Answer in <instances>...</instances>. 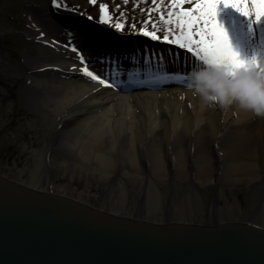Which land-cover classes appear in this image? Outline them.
<instances>
[{"label":"bare ground","instance_id":"bare-ground-1","mask_svg":"<svg viewBox=\"0 0 264 264\" xmlns=\"http://www.w3.org/2000/svg\"><path fill=\"white\" fill-rule=\"evenodd\" d=\"M54 9V16L27 11L26 35L39 46L33 53H26L24 60L25 96L41 113L46 126L54 128L53 140L46 152L40 146L34 149L37 162L23 170L30 171L32 177L36 175L38 181L34 177L29 182L5 178L34 193L66 197L46 192L44 189H51L52 183L38 171H54L55 164L58 171L100 175L131 171L127 176L125 172L121 174L131 183L145 187L141 192L149 204L155 203V187L160 185L169 192L173 205L178 203L180 184L187 190L192 205L205 201L206 192L211 201L210 222H198L193 208L191 216L195 222H175L194 227L222 225L216 218L220 192L243 182L250 187L246 197L254 213L249 219L227 223L264 232V117L203 104L187 89V81L181 83L179 79L188 77L198 65L194 66L190 55L176 51L175 45L169 49L163 43L146 46V40H139L137 35H116L107 26L92 21V27L78 26L71 13L66 12L71 10L59 1ZM216 19L242 60L264 59V19L255 22L254 17H243L223 5L218 7ZM120 22L126 27L124 20ZM160 47L167 51L162 52ZM82 68L105 84L93 81L80 71ZM69 198L120 218L159 225L172 222L147 219L140 196L135 217ZM127 199L123 186L120 204L126 205Z\"/></svg>","mask_w":264,"mask_h":264},{"label":"water","instance_id":"water-1","mask_svg":"<svg viewBox=\"0 0 264 264\" xmlns=\"http://www.w3.org/2000/svg\"><path fill=\"white\" fill-rule=\"evenodd\" d=\"M0 264H264V232L133 221L0 175Z\"/></svg>","mask_w":264,"mask_h":264},{"label":"rangeland","instance_id":"rangeland-1","mask_svg":"<svg viewBox=\"0 0 264 264\" xmlns=\"http://www.w3.org/2000/svg\"><path fill=\"white\" fill-rule=\"evenodd\" d=\"M58 1L71 10L66 12L71 13L75 25L79 26L89 25L86 22V17L89 15L94 18L93 21H98L99 4L107 2L110 7L109 13L111 11L112 15L114 13L118 15L120 11L125 12L126 15L121 20L125 21L128 32L131 31L129 24L144 19L147 9H155L159 5L160 11L165 12V15L171 10L170 2L164 4L156 1L157 4H152L151 0H129L128 5H124L123 0H96L94 4H90L89 0H57V3ZM50 4L51 0H0V174L20 182H29L36 176L32 177L30 171L23 170L37 162L38 159L32 154L34 149L39 146L45 152L50 149L55 131L53 127L46 126L41 119V113L29 103L24 93L27 82L24 72L25 54L33 53L39 46V42L26 35L27 11L37 10L40 16H54L52 12H55V9ZM117 4L120 5L119 8H116ZM140 9H145V12L142 13ZM159 14L160 12L152 14L157 21ZM58 169L59 166L55 164L54 171H38L41 175L50 178L49 183H52L51 189L50 186L48 190L44 189L46 192L62 194L114 214L133 217L138 215L137 199L140 196L144 206L143 214L155 223H164L170 219L179 223H193L196 220L200 223H208L212 219L210 196L205 194L206 192H204L207 198L205 201L192 205L188 200L187 190L180 184L178 203L173 205L169 192L160 185L155 187L157 189L155 203L149 204L141 192L145 187L140 183H131L128 177L124 178L121 172L125 171H111L110 174L100 175V172L58 171ZM125 173L127 176L132 172ZM147 174L153 177L150 171H147ZM117 177L122 180L119 181ZM34 179L38 181L37 177ZM246 185L248 184L238 182L233 185L234 188L225 187L220 192V200L216 208L218 223L246 220L253 215V206L246 197L250 187ZM123 186L128 198L126 205L120 204ZM191 208L196 211V220L191 216ZM170 211H173V215ZM261 221H264V211L261 214Z\"/></svg>","mask_w":264,"mask_h":264},{"label":"snow or ice","instance_id":"snow-or-ice-1","mask_svg":"<svg viewBox=\"0 0 264 264\" xmlns=\"http://www.w3.org/2000/svg\"><path fill=\"white\" fill-rule=\"evenodd\" d=\"M96 0H89L94 4ZM156 4V0H151ZM163 2V0H161ZM129 0H123L124 5H128ZM191 5L185 8L184 5ZM220 5L225 8H232L241 16L259 22L264 19V0H170L169 8L166 12L160 11V6L155 9H147L144 19L129 24V29L137 30L138 34L150 38L154 42L175 45L181 49H186L201 62L194 71H199L208 65L225 66L235 70L247 61L242 60L233 50L224 28L217 23V10ZM52 6H57V0H52ZM120 5L117 4L116 8ZM143 13L145 9H140ZM153 12H160L159 20L153 18ZM98 23L108 25L114 18L117 21L111 25L114 30L124 32V24L120 20L125 17V12L120 11L118 15L109 14L107 2L99 4ZM89 20L94 18L89 15ZM150 25V29H149ZM198 37V39H194ZM75 52L76 50L73 49ZM255 63V59L252 60ZM81 72L90 76L93 81H99L104 85L105 81L96 75L80 69ZM185 77L181 83L187 81ZM107 86V85H106ZM183 99V97H181Z\"/></svg>","mask_w":264,"mask_h":264},{"label":"clouds","instance_id":"clouds-1","mask_svg":"<svg viewBox=\"0 0 264 264\" xmlns=\"http://www.w3.org/2000/svg\"><path fill=\"white\" fill-rule=\"evenodd\" d=\"M253 59L235 70L208 65L193 71L186 87L207 106L223 110L235 108L264 117V59Z\"/></svg>","mask_w":264,"mask_h":264}]
</instances>
